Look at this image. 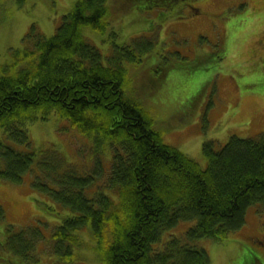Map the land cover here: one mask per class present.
I'll return each instance as SVG.
<instances>
[{
    "label": "trees",
    "instance_id": "trees-1",
    "mask_svg": "<svg viewBox=\"0 0 264 264\" xmlns=\"http://www.w3.org/2000/svg\"><path fill=\"white\" fill-rule=\"evenodd\" d=\"M186 1L115 3L125 10L135 4L139 11L157 10L160 15L151 19L156 29L168 10ZM112 7L107 0L76 1L52 36L32 27L23 46L9 50L0 63V181L20 184L31 176L32 190L59 222L48 239L39 225L18 231L6 225L3 247L12 258L39 264L33 254L44 240L55 264H78L88 245L79 233L88 230L98 264H209L201 239L221 241L245 225L250 207L264 211V137L231 136L219 148L203 142V169L164 143L144 107L124 92V64L144 62L157 43L155 31L114 45L109 57L83 32L109 29ZM214 54L221 61L216 48ZM52 115L89 141L92 167L32 147L27 125ZM105 156L109 168L103 166ZM4 220L0 206V223ZM181 223L188 226L173 233ZM259 243L264 244L244 241L241 248L259 245L264 256Z\"/></svg>",
    "mask_w": 264,
    "mask_h": 264
},
{
    "label": "rangeland",
    "instance_id": "rangeland-1",
    "mask_svg": "<svg viewBox=\"0 0 264 264\" xmlns=\"http://www.w3.org/2000/svg\"><path fill=\"white\" fill-rule=\"evenodd\" d=\"M76 1L82 0H0V63L9 50L23 46L32 27L45 37L52 36L62 15ZM107 3L115 7L109 15L110 28L103 33L91 28L83 31L103 57L111 56L114 45L122 47L130 39L147 35L151 28L155 31L152 40L157 43L144 62L124 64L126 75L128 72L124 92L144 107L164 143L203 169V142L213 141L219 148L231 136L264 137V50L259 44L264 15L255 11L254 0H188L168 10L156 29L151 19L160 15L157 10L139 11L136 4L125 10L115 0ZM233 3L236 5L231 6ZM111 31L116 33L114 38ZM215 48L221 61H214ZM26 129L35 150L52 149L66 163L92 167L91 144L70 123L52 115L46 121L29 123ZM101 160L107 168L110 158ZM31 180L27 175L20 184L0 181V206L5 212L0 223V264H25L3 247L6 225L15 231L39 225L46 239L59 225L44 198L32 190ZM255 208L247 210L241 231L221 241H199L209 264H264L259 245L252 251L241 248L244 241L264 242V211ZM187 226L181 223L173 233L179 234ZM79 237L88 245L80 250L78 264H98L88 230L80 231ZM261 247L264 250V244ZM49 251L41 240L33 255L39 264H55Z\"/></svg>",
    "mask_w": 264,
    "mask_h": 264
},
{
    "label": "flooded vegetation",
    "instance_id": "flooded-vegetation-1",
    "mask_svg": "<svg viewBox=\"0 0 264 264\" xmlns=\"http://www.w3.org/2000/svg\"><path fill=\"white\" fill-rule=\"evenodd\" d=\"M255 4L257 6L258 11H263L264 12V0H254ZM259 44H261V49L264 50V34L259 37ZM263 245L262 243H259Z\"/></svg>",
    "mask_w": 264,
    "mask_h": 264
}]
</instances>
